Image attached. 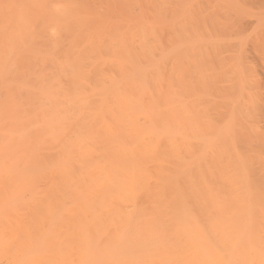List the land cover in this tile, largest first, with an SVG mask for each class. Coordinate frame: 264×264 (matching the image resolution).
<instances>
[{"label": "bare ground", "instance_id": "bare-ground-1", "mask_svg": "<svg viewBox=\"0 0 264 264\" xmlns=\"http://www.w3.org/2000/svg\"><path fill=\"white\" fill-rule=\"evenodd\" d=\"M0 264H264V0H0Z\"/></svg>", "mask_w": 264, "mask_h": 264}]
</instances>
